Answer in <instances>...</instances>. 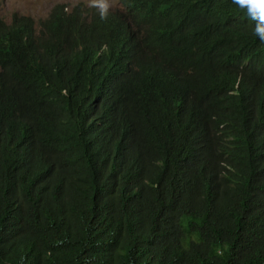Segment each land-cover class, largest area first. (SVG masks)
Segmentation results:
<instances>
[{
	"label": "trees",
	"instance_id": "1",
	"mask_svg": "<svg viewBox=\"0 0 264 264\" xmlns=\"http://www.w3.org/2000/svg\"><path fill=\"white\" fill-rule=\"evenodd\" d=\"M0 20V264H264V42L232 0Z\"/></svg>",
	"mask_w": 264,
	"mask_h": 264
},
{
	"label": "rangeland",
	"instance_id": "2",
	"mask_svg": "<svg viewBox=\"0 0 264 264\" xmlns=\"http://www.w3.org/2000/svg\"><path fill=\"white\" fill-rule=\"evenodd\" d=\"M77 2L89 5V0H0V20L9 22L14 14L28 16L37 24L47 16L55 4H65L70 9ZM110 9H122L119 0H110Z\"/></svg>",
	"mask_w": 264,
	"mask_h": 264
},
{
	"label": "clouds",
	"instance_id": "3",
	"mask_svg": "<svg viewBox=\"0 0 264 264\" xmlns=\"http://www.w3.org/2000/svg\"><path fill=\"white\" fill-rule=\"evenodd\" d=\"M232 3L254 22L253 34L264 42V0H232ZM89 6L97 9L101 19H106L112 5L110 0H89Z\"/></svg>",
	"mask_w": 264,
	"mask_h": 264
}]
</instances>
